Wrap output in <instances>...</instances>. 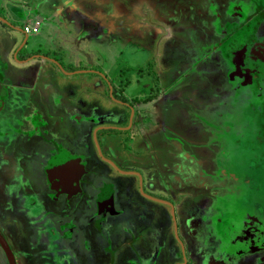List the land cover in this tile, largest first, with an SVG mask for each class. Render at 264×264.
<instances>
[{
	"label": "rangeland",
	"instance_id": "1",
	"mask_svg": "<svg viewBox=\"0 0 264 264\" xmlns=\"http://www.w3.org/2000/svg\"><path fill=\"white\" fill-rule=\"evenodd\" d=\"M41 3L42 0H30L31 13L25 19L34 18L33 7L44 12ZM57 3L53 22L42 21L41 31L36 35L26 38L20 29L0 23V63L3 61L0 76L5 75L9 82L29 87L25 109L28 117L24 118L23 126L20 125L21 130L30 128L28 119L31 113H40L41 119L46 121L43 127L48 129L46 138H54L72 151L90 149L92 156L99 157L97 160L103 168L105 164L96 149V136L101 140V133H98L101 129L96 131V128L117 122L107 113L115 112L118 119L123 117L124 110L110 96L112 85L128 79L134 84L137 74L140 75V85L144 81L147 85L154 84L158 74L161 76L160 85L170 82L181 86L191 84L183 86V98L190 100L191 113L200 110L204 103L214 104L225 97L227 92L221 88L222 73L215 62L201 65L216 71L208 74L211 85L204 75L196 72L185 78L175 77L190 66L186 61L189 57L186 47L193 43L191 29L200 36L202 20L213 18L203 7L202 0H76L72 9L69 2L61 4L57 0ZM18 24L21 25L22 21ZM25 38L26 46L19 50ZM34 49L43 55H32ZM19 58L24 61L20 62ZM106 74L112 82L107 80ZM135 84L139 85V82ZM175 95L181 96L182 91L177 90ZM179 107H173L168 121L174 123L177 115L182 116ZM0 129H6L5 125L1 124ZM155 131H151L155 152L159 161H167L172 166L174 183L179 186H175L177 188L172 192L175 211L172 203H145L151 208L152 215H156L154 225L162 232L145 238L148 240L146 244L159 245L161 259L167 246L182 244L175 233L174 212L179 224H183L182 229L186 224L198 222L200 214L204 213L212 218L213 224L211 232L201 231L206 246L229 255L248 252V257L246 254L241 257L248 260V264H264V172L251 174L252 182L247 186L242 182L227 183L232 180L240 182L241 174L234 172L226 178L227 182L208 183L213 178L212 173L200 170L198 166L204 157L205 164L211 168V154L216 148L214 140L206 137L209 144L200 149L189 145L193 160L181 149L180 142L162 139ZM36 139L35 142L29 139V150L22 152L25 155L23 170L28 173L33 189L23 186L25 178L18 177L20 171L11 165L10 160L6 163L0 159V233L14 252L17 264H54L59 255L58 251L47 247L46 230L52 220L44 215L46 207L32 204L30 199L34 190L40 192L42 189V166L50 153L47 149L42 151ZM13 144L20 146L21 140ZM168 145L171 151L166 150ZM77 209L79 211L73 214L70 209L69 215L71 220H79L81 231L84 215L80 213L85 208L79 206ZM82 234H76L77 237L70 240L75 256L72 264L104 263L107 255L101 256L99 250L87 246L83 239L85 234ZM180 236L185 238L189 249L193 245L201 249L192 228L182 230ZM111 248L116 249L115 243ZM125 252L129 249L117 250L115 264H126ZM208 256L217 257L213 252ZM0 264H8L1 246ZM235 264H246V261L239 258Z\"/></svg>",
	"mask_w": 264,
	"mask_h": 264
},
{
	"label": "flooded vegetation",
	"instance_id": "2",
	"mask_svg": "<svg viewBox=\"0 0 264 264\" xmlns=\"http://www.w3.org/2000/svg\"><path fill=\"white\" fill-rule=\"evenodd\" d=\"M202 5L213 18L210 21L202 20L200 36L195 31L193 34L191 29L190 39L193 43L186 47L189 54L186 61L190 62V66L175 77L185 78L196 72L197 75H204L211 85L208 74L216 71L202 68L201 65L215 62L222 73L221 88L227 92L225 97L214 104L207 103L210 106L204 103L200 110L191 113L190 100L183 98V86L191 84L181 86L170 82L160 85L161 76L157 73L154 84L147 85L144 81L140 85V75L137 74L134 82H139V85L130 84L129 79L112 85L110 96L124 110L123 117L118 119L115 112L107 113L117 122L96 128V131L101 129L98 131L101 140L96 136V149L105 164L103 168L97 160L98 156H92L90 149L72 151L54 138H46L48 129L43 127L46 121L41 119L40 113H31L28 119L30 128L21 130L24 118L28 117L25 112L27 103L16 108L6 106L4 98H1L0 125H5L6 129H0V159L6 163L10 160L11 165L20 171L18 177L22 180L25 178L23 186L25 184L33 189L31 179L22 166L25 156L22 152L29 150V139L35 142L37 137L41 150L50 152L42 166V189L40 192L34 190L35 194L30 195V199L33 200L32 204L45 206L44 215L49 221L52 220L46 236L47 247L59 252L54 264H72L75 256L70 240L76 238V234L83 236L82 233L85 234L86 238L83 239L87 246L99 250L101 256L107 255L104 263L100 264H115L116 252L122 249H129L124 256L126 264H235L239 258L248 264V260L241 258L245 254L248 257V252L229 255L228 252L206 246L201 231L211 232L213 224L212 218L204 213L200 214L198 222H191L189 226L186 224L182 229L183 224H179L174 212L175 233L181 240L182 248L175 244L167 246L161 259L158 255L160 246H149L146 244L148 240H145L162 233L154 225L156 215H152L151 208L145 203H172L175 211L176 202L172 199V192H175V186H179L174 183L172 166L167 161H159L152 130L156 129L155 133L162 139H176L181 149L193 160L191 146L200 149L209 144L206 137L207 140H214L216 148L211 154V168L205 164L204 157L201 158L203 163L198 166V169L212 173L213 178L208 183L227 182L230 173L234 172L241 174L238 178L240 182L232 180L227 183L235 185V182H242L247 186L252 182L251 174L264 172V74L243 61L235 42L237 30L259 15L254 34L257 40H264V0H202ZM105 77L109 82L113 81L107 74ZM177 90L182 91L181 96L175 95ZM175 105L180 106L182 116L176 114L177 121L173 123L168 120ZM18 140H21V145L15 146L13 143ZM61 149L70 155L80 156L82 171L76 181L70 174L68 180L70 178L71 181H58L48 170L50 160ZM166 150L171 151L169 145ZM79 206L85 208L80 213L84 215L81 231L79 220H71L69 215L70 209L73 214L79 211ZM186 228L194 230L201 249L195 245L189 249L186 245L185 238L180 236V232ZM114 243L115 250L111 248ZM110 251H113L112 254ZM211 252L217 257L208 256Z\"/></svg>",
	"mask_w": 264,
	"mask_h": 264
},
{
	"label": "crops",
	"instance_id": "3",
	"mask_svg": "<svg viewBox=\"0 0 264 264\" xmlns=\"http://www.w3.org/2000/svg\"><path fill=\"white\" fill-rule=\"evenodd\" d=\"M59 1L61 4L62 3L67 4L69 2L71 9L76 6V0H59ZM29 3H30V0H0V23L4 25L13 26L23 31L22 24L26 20L25 18L29 16L31 13L30 8H29ZM41 5L43 7L44 12H40L38 10V7H33V10H34L33 16L41 19V21L47 20L46 23L51 24V22H53L54 20V11L56 10L55 6H58L57 0H42ZM18 21H22V24L17 25ZM40 31H41V26H40L39 32ZM192 33L194 34V30L192 31ZM26 38L23 41L22 46L19 48V50H22L25 48ZM33 54L34 55L41 54V56L43 55L42 53H38V51H35V49L32 55ZM29 56L31 55L29 54ZM19 61L21 62L24 60L19 58ZM2 64H3V61L0 63V70H1ZM7 79H5V75L0 76V101H1V98H4L6 106L12 105V107H16V108L22 107L23 103H27L28 101L27 93H28L29 87L25 86L23 83L9 82ZM65 174L66 176L65 175L61 176L62 179L59 178V180H63V181L68 180L69 172L66 171Z\"/></svg>",
	"mask_w": 264,
	"mask_h": 264
},
{
	"label": "water",
	"instance_id": "4",
	"mask_svg": "<svg viewBox=\"0 0 264 264\" xmlns=\"http://www.w3.org/2000/svg\"><path fill=\"white\" fill-rule=\"evenodd\" d=\"M260 16L254 17L237 30L235 42L243 61L250 67L257 69L261 74H264V40H257L254 34V28ZM48 168L49 171L53 172L58 181L61 176H66V171L76 181L82 171V163H80V156L70 155L61 149L60 153L50 160ZM68 181H71V179L69 178ZM0 246L5 252L8 264H17L11 247L1 233Z\"/></svg>",
	"mask_w": 264,
	"mask_h": 264
},
{
	"label": "built area",
	"instance_id": "5",
	"mask_svg": "<svg viewBox=\"0 0 264 264\" xmlns=\"http://www.w3.org/2000/svg\"><path fill=\"white\" fill-rule=\"evenodd\" d=\"M41 22V19L36 17L27 18L22 24V29L26 36L28 37L29 35L38 33L41 26Z\"/></svg>",
	"mask_w": 264,
	"mask_h": 264
}]
</instances>
